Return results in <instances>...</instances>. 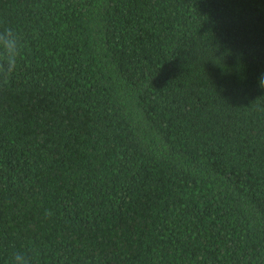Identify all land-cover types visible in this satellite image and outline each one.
Wrapping results in <instances>:
<instances>
[{
    "label": "trees",
    "instance_id": "obj_1",
    "mask_svg": "<svg viewBox=\"0 0 264 264\" xmlns=\"http://www.w3.org/2000/svg\"><path fill=\"white\" fill-rule=\"evenodd\" d=\"M0 264H264V0H0Z\"/></svg>",
    "mask_w": 264,
    "mask_h": 264
},
{
    "label": "clouds",
    "instance_id": "obj_2",
    "mask_svg": "<svg viewBox=\"0 0 264 264\" xmlns=\"http://www.w3.org/2000/svg\"><path fill=\"white\" fill-rule=\"evenodd\" d=\"M21 50L22 42L13 29L0 32V76L6 79L16 70ZM260 87L264 88V77L261 78ZM10 264H30V260L26 253L16 252Z\"/></svg>",
    "mask_w": 264,
    "mask_h": 264
}]
</instances>
